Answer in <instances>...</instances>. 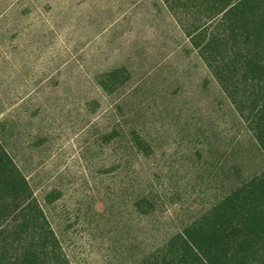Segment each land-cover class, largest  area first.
I'll return each mask as SVG.
<instances>
[{
  "label": "rangeland",
  "instance_id": "374dc122",
  "mask_svg": "<svg viewBox=\"0 0 264 264\" xmlns=\"http://www.w3.org/2000/svg\"><path fill=\"white\" fill-rule=\"evenodd\" d=\"M0 264H264V0H0Z\"/></svg>",
  "mask_w": 264,
  "mask_h": 264
},
{
  "label": "trees",
  "instance_id": "16d2710c",
  "mask_svg": "<svg viewBox=\"0 0 264 264\" xmlns=\"http://www.w3.org/2000/svg\"><path fill=\"white\" fill-rule=\"evenodd\" d=\"M261 116H262V114H261Z\"/></svg>",
  "mask_w": 264,
  "mask_h": 264
}]
</instances>
